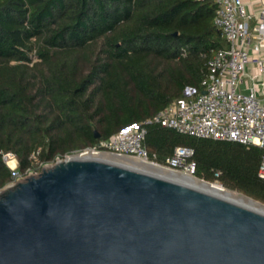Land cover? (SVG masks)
<instances>
[{"label":"trees","instance_id":"1","mask_svg":"<svg viewBox=\"0 0 264 264\" xmlns=\"http://www.w3.org/2000/svg\"><path fill=\"white\" fill-rule=\"evenodd\" d=\"M216 13L212 0H0V189L202 92L227 46ZM145 127L150 160L191 147L194 177L264 204L258 146Z\"/></svg>","mask_w":264,"mask_h":264},{"label":"water","instance_id":"2","mask_svg":"<svg viewBox=\"0 0 264 264\" xmlns=\"http://www.w3.org/2000/svg\"><path fill=\"white\" fill-rule=\"evenodd\" d=\"M0 264H264V215L118 163L60 159L0 189Z\"/></svg>","mask_w":264,"mask_h":264},{"label":"built area","instance_id":"3","mask_svg":"<svg viewBox=\"0 0 264 264\" xmlns=\"http://www.w3.org/2000/svg\"><path fill=\"white\" fill-rule=\"evenodd\" d=\"M212 1L217 6L215 25L221 31L227 46L217 50L210 61L202 81V92L197 93L195 89L187 88L184 99L171 102L145 122L129 126L79 153L89 151L110 153L158 164L149 159L144 146L147 135L145 125L158 124L199 138L258 146L263 151L258 175L264 179V99L259 98L254 89L246 94L239 90L246 66L251 61L264 71V59L259 56L253 57L248 51L251 38L248 20L252 15L247 10L244 0ZM260 14L264 20V7ZM253 32L257 33V37L252 53L258 55L264 47V31L260 26L254 27ZM194 152L191 147H176L173 155L167 159V165L164 166L194 176L196 164L191 160ZM32 156L37 161L36 154ZM9 157L15 155L5 156L7 164ZM55 162L43 164L37 161L38 169L28 170L24 176L17 177L16 182L23 181L30 175H38L43 168Z\"/></svg>","mask_w":264,"mask_h":264},{"label":"bare ground","instance_id":"4","mask_svg":"<svg viewBox=\"0 0 264 264\" xmlns=\"http://www.w3.org/2000/svg\"><path fill=\"white\" fill-rule=\"evenodd\" d=\"M86 159H96L118 163L120 165H124L129 168L137 169L139 171H143L146 173H150L159 177L168 178L171 180H177L184 183L191 188L213 194L220 198H223L229 202L240 205L247 209H250L254 212L260 213L264 215V204L261 202L254 201L244 195L239 194L238 192L226 189L220 183H215L213 185L201 181L200 179L187 175L185 173H181L172 169L162 168L159 166L152 165L148 161H144L138 158L133 157H124V156H115L110 153H96V152H85V153H77L74 156L66 159H62L63 161H74V160H86ZM8 165L11 168L16 166V160L14 157H9Z\"/></svg>","mask_w":264,"mask_h":264},{"label":"crops","instance_id":"5","mask_svg":"<svg viewBox=\"0 0 264 264\" xmlns=\"http://www.w3.org/2000/svg\"><path fill=\"white\" fill-rule=\"evenodd\" d=\"M244 2L247 10L252 15L251 19L248 20V29L251 32L248 51L253 57L259 56L264 59V47L258 55L252 53V47L256 43L257 37V33L253 32V28L261 26L264 31V20L261 18L260 14L262 7H264V0H244ZM251 89H254L259 98L264 99V71L253 61L246 66L245 74L239 85V90L242 93H249Z\"/></svg>","mask_w":264,"mask_h":264},{"label":"rangeland","instance_id":"6","mask_svg":"<svg viewBox=\"0 0 264 264\" xmlns=\"http://www.w3.org/2000/svg\"><path fill=\"white\" fill-rule=\"evenodd\" d=\"M75 154H77V153H74V154H72V155H67V156H64L63 158H60V159H66V158H70V157H72V156H74ZM15 158V160H16V166L13 168V169H15L17 166H18V162H17V158L16 157H14ZM7 160H9V159H7ZM57 161V160H56ZM9 166V165H8ZM10 167V166H9ZM14 182H16V180L14 181ZM238 193H240L239 191H237ZM240 194H243V193H240ZM245 195V194H244Z\"/></svg>","mask_w":264,"mask_h":264}]
</instances>
